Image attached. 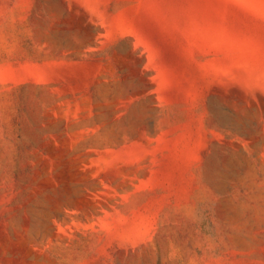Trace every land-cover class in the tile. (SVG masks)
Returning a JSON list of instances; mask_svg holds the SVG:
<instances>
[{"label": "rangeland", "instance_id": "1", "mask_svg": "<svg viewBox=\"0 0 264 264\" xmlns=\"http://www.w3.org/2000/svg\"><path fill=\"white\" fill-rule=\"evenodd\" d=\"M0 264H264V0H0Z\"/></svg>", "mask_w": 264, "mask_h": 264}]
</instances>
